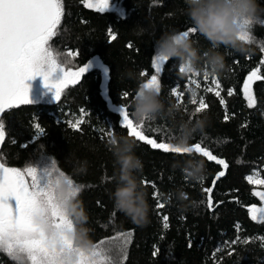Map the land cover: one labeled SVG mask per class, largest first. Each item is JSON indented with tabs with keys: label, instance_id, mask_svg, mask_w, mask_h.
I'll return each instance as SVG.
<instances>
[{
	"label": "trees",
	"instance_id": "16d2710c",
	"mask_svg": "<svg viewBox=\"0 0 264 264\" xmlns=\"http://www.w3.org/2000/svg\"><path fill=\"white\" fill-rule=\"evenodd\" d=\"M61 3L63 15L50 47L62 62H70L65 67L75 70L88 65V69L78 83H69L59 102L20 105L4 113L0 120L5 129L0 162L21 171L50 164L63 172L80 189L75 198L87 215L84 226L93 245L116 233L131 234L123 264H264V218L253 220L248 211L261 206L248 178L259 173L264 179V16L249 27L250 41H242L249 49L247 54L219 49L227 66L222 76L207 75L205 79L206 72L195 76L200 85L195 97L189 90L192 76L182 75L178 61L168 60L161 66L159 95L165 106L175 104L185 119L190 118L189 113L208 116L205 133L195 134L188 146L201 143L224 160L227 168L195 153H164L130 137L143 163L139 180L149 204L146 222L138 225L113 208L110 193L115 187L114 166L106 143L114 134L128 136L120 125V108L129 112L134 123L140 122L132 117L131 100L138 82H147L156 74L152 67L155 41L162 33H182L192 25L184 14L183 0H110L123 17L86 8L84 0ZM257 3L264 8V0ZM189 38L201 54L210 47L197 33L189 34ZM69 52L73 55L68 56ZM57 63L63 66L59 60ZM257 70L261 79L251 84L254 106L249 108L243 87L251 72ZM212 79L220 85L216 89L219 97L205 90L214 86ZM201 98L206 107L196 112ZM81 109L85 110L84 123L75 130L69 121L80 119ZM37 124L43 135L37 131ZM142 130L158 143L173 145L170 122L144 121ZM188 159L203 160L202 182H190L180 167H175ZM220 171L225 175L217 180ZM260 188L264 191V185ZM177 189L187 195L184 204L195 201L199 206L181 211L180 202L172 196ZM154 192L160 193L163 208H157ZM164 216L168 218L166 229ZM0 264L16 262L0 252Z\"/></svg>",
	"mask_w": 264,
	"mask_h": 264
},
{
	"label": "snow or ice",
	"instance_id": "6c2138e0",
	"mask_svg": "<svg viewBox=\"0 0 264 264\" xmlns=\"http://www.w3.org/2000/svg\"><path fill=\"white\" fill-rule=\"evenodd\" d=\"M108 3L109 0H84L86 8L95 9L97 12H104L108 8ZM62 15L61 0H0V113H3L6 108L31 103L28 98V87L25 85L26 80L34 79L38 75L43 76L44 87L54 90L53 99L59 102L62 92L69 83L76 84L84 76L88 65L75 70L65 67V63L70 62H62L50 47L49 42L57 34ZM253 23L255 21L247 19L238 22L241 29L240 40L250 41L248 29ZM191 33H195L192 27L182 32L184 36H189ZM111 38L114 40L116 37L113 35ZM67 55L72 56L73 53L69 52ZM57 60L63 65L60 68L63 76L57 81H50L49 77L57 70ZM167 61L165 57L153 59L152 67L156 74H151L146 86H154L160 91L161 84L158 74L161 72V65ZM44 64H47L49 69L46 73L41 71ZM179 71L182 72L183 69L180 68ZM141 75L143 76L144 73ZM205 79H207V74H205ZM259 79L261 76L258 75V70L253 71L244 83L243 91L249 108L254 106L251 84ZM212 84L219 89L220 85L215 79H212ZM205 90L212 91V88ZM215 95L219 97L220 91L216 90ZM229 95H232L231 91ZM124 96L127 97L128 93H124ZM192 103H197L195 98ZM221 103L223 104L224 101L221 100ZM205 107L206 104L201 98L199 107L195 111L200 112ZM80 111L82 114L80 119L75 122L69 121V127L75 130H80L81 124L84 123L85 110ZM119 114L120 125L127 129L128 136L150 145L152 149L173 154H199L208 161H214L227 168L224 160L218 159L201 143L183 149L176 148L167 142L158 143L144 134L142 130L144 121L134 123L129 112L124 108H120ZM36 129L43 135L44 130L38 124ZM107 134L111 135V132ZM4 139L5 129L0 123V142ZM224 175L225 172L220 171L216 179ZM58 178H63L73 187L70 196L76 197L80 189L75 187L73 182L54 165L47 164L40 170L38 177L37 167L30 166L21 171L0 163V252L6 253L16 264L17 262L61 264L57 253L50 249L46 235L50 232L73 229L72 221L63 210L64 199L56 193ZM249 182H252L251 178ZM256 183L264 185V179H257ZM253 194L264 204V191H256ZM159 196V192L153 193V198L157 200V208H163L165 205L160 202ZM10 201L15 203L12 204ZM208 206H212L211 199L208 201ZM248 211L253 220L264 217V207H251ZM167 219V216L163 217L165 229L168 227ZM130 235V233H116L112 237L104 238L94 244L89 253L72 248L71 242L67 240L64 241V247L76 254V264H123L122 257L126 258L125 253L130 243ZM238 240L239 238L231 243L235 244Z\"/></svg>",
	"mask_w": 264,
	"mask_h": 264
},
{
	"label": "clouds",
	"instance_id": "9594fccd",
	"mask_svg": "<svg viewBox=\"0 0 264 264\" xmlns=\"http://www.w3.org/2000/svg\"><path fill=\"white\" fill-rule=\"evenodd\" d=\"M184 14L188 17L192 28L199 36H202L210 45L207 51L201 54L194 47V42L189 36L182 33L165 32L155 41L154 57H165L167 60L178 61L179 69L183 76H193L207 73L210 77H220L227 70L225 57L219 49L224 47L233 53L245 55L249 49L239 39L241 29L238 22L244 19L255 21L264 16V8H261L257 0H183ZM141 33L143 29L140 30ZM148 82L140 81L135 89V95L131 100V114L136 121L164 120L170 122L174 130L172 138L176 148H187L195 134L203 135L208 126L209 119L204 113H189V119L184 118L183 111L175 104H165L160 99V91L154 86H146ZM196 95V90H190ZM106 147L113 157V180L115 187L110 193L113 208L123 214L135 224L146 222L149 214L147 192L144 189L139 174L143 170V163L135 154V141L123 135H112L108 138ZM186 178L193 183H200L205 179V164L203 160L188 159L179 163ZM73 187L63 178H58L56 193L64 199L63 210L72 221L71 231L50 232L48 245L57 253L61 264H76L77 256L64 247V241H70L74 249L83 253H89L93 243L89 237L87 215L82 203L75 197H71ZM172 196L180 202V210L186 211L189 207H198L193 201L190 205L183 202L187 199L182 189H177ZM167 202L169 197L164 196ZM200 203H203L202 201ZM39 223V221H38ZM22 264V262H17Z\"/></svg>",
	"mask_w": 264,
	"mask_h": 264
},
{
	"label": "rangeland",
	"instance_id": "374dc122",
	"mask_svg": "<svg viewBox=\"0 0 264 264\" xmlns=\"http://www.w3.org/2000/svg\"><path fill=\"white\" fill-rule=\"evenodd\" d=\"M105 11H110V12H116L120 17H123V12L117 8L115 5H112L110 3H108V8ZM248 34H249V29H248ZM46 48H48V46L46 45ZM57 70L52 73V75L49 77L50 81H57L59 79L62 78L63 73L60 71V66L57 63ZM163 65V64H162ZM161 65V66H162ZM48 65L44 64L41 67V71L42 72H48ZM34 82H42L43 83V76H36L34 79H32ZM25 85L28 87V98L31 101V103H54L56 102L53 99L54 96V90H50L49 88H46L42 85H33L31 84L28 80L25 81ZM214 85V84H213ZM199 82L198 80L195 79V77L192 76V78H190V84H189V90L191 89H196L197 87H199ZM212 91L215 92L216 91V87L215 85L212 87ZM47 165H42V166H38V177L40 175V170L43 169L44 167H46ZM249 178L252 179L251 184L255 187L254 192L256 191H263L261 190L260 186L261 184L256 183L257 179H262L259 175V173H254L252 174ZM248 178V181H249ZM250 183V182H249ZM258 198V197H257ZM259 199V198H258ZM260 207H264V204L261 203ZM264 217L262 218H258L256 221L262 220Z\"/></svg>",
	"mask_w": 264,
	"mask_h": 264
},
{
	"label": "water",
	"instance_id": "95a60500",
	"mask_svg": "<svg viewBox=\"0 0 264 264\" xmlns=\"http://www.w3.org/2000/svg\"><path fill=\"white\" fill-rule=\"evenodd\" d=\"M30 83L33 84V85H35V86L36 85H39V84L42 85V86H44L42 82H34L32 79L30 80ZM7 111H8V109L6 108L3 113H0V120H1L2 116L4 115V113H6ZM1 143L2 142H0V148H1ZM10 203L14 204L15 202L14 201H10Z\"/></svg>",
	"mask_w": 264,
	"mask_h": 264
},
{
	"label": "flooded vegetation",
	"instance_id": "af4514ba",
	"mask_svg": "<svg viewBox=\"0 0 264 264\" xmlns=\"http://www.w3.org/2000/svg\"><path fill=\"white\" fill-rule=\"evenodd\" d=\"M30 82V80H28Z\"/></svg>",
	"mask_w": 264,
	"mask_h": 264
}]
</instances>
